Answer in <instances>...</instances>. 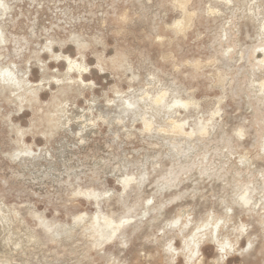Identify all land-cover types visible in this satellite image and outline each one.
<instances>
[{
  "label": "rangeland",
  "instance_id": "374dc122",
  "mask_svg": "<svg viewBox=\"0 0 264 264\" xmlns=\"http://www.w3.org/2000/svg\"><path fill=\"white\" fill-rule=\"evenodd\" d=\"M0 264H264V0H0Z\"/></svg>",
  "mask_w": 264,
  "mask_h": 264
},
{
  "label": "bare ground",
  "instance_id": "6f19581e",
  "mask_svg": "<svg viewBox=\"0 0 264 264\" xmlns=\"http://www.w3.org/2000/svg\"><path fill=\"white\" fill-rule=\"evenodd\" d=\"M203 226V225H202ZM224 247V246H223Z\"/></svg>",
  "mask_w": 264,
  "mask_h": 264
}]
</instances>
